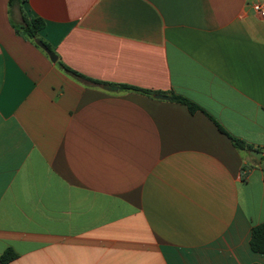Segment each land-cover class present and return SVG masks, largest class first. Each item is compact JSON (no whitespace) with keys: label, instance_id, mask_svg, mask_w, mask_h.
Segmentation results:
<instances>
[{"label":"crops","instance_id":"1","mask_svg":"<svg viewBox=\"0 0 264 264\" xmlns=\"http://www.w3.org/2000/svg\"><path fill=\"white\" fill-rule=\"evenodd\" d=\"M262 1L0 0L8 264H264Z\"/></svg>","mask_w":264,"mask_h":264},{"label":"trees","instance_id":"2","mask_svg":"<svg viewBox=\"0 0 264 264\" xmlns=\"http://www.w3.org/2000/svg\"><path fill=\"white\" fill-rule=\"evenodd\" d=\"M44 24L45 22L42 18H32L30 20L25 19L24 26L22 27L23 31L21 32L19 29H17V32L23 35L26 39H30L34 42L37 36V32L44 27ZM58 63L60 67L64 69L66 72L76 75L78 77H84L78 72L72 70L70 67L66 66L64 63L62 62H58ZM121 87L126 88V89H134V90L141 91L144 93H151L148 90H144L141 88L132 87L128 85H122ZM172 100L185 104L191 113H195L199 109V106L196 103H194L193 101L183 96L173 94ZM214 122L216 123V125L222 132H224L230 137L233 145L237 149L245 150V151L255 149L253 145L248 144L246 141L229 134L216 120H214ZM262 161H264V157ZM250 245L253 251L258 252V253H264V222L253 226L252 233H251V239H250ZM16 257H17V254L15 253V251L11 248H8L0 255V263L8 264L10 261L15 259ZM254 264H259V263H254Z\"/></svg>","mask_w":264,"mask_h":264},{"label":"water","instance_id":"3","mask_svg":"<svg viewBox=\"0 0 264 264\" xmlns=\"http://www.w3.org/2000/svg\"><path fill=\"white\" fill-rule=\"evenodd\" d=\"M37 45L40 46L47 54L49 55L50 59L53 62L57 61V55L51 50L47 44H45L42 40L36 41ZM107 89L115 90L117 89V86H106ZM157 98H163V99H170V96L167 95H156ZM249 154L256 160L261 161L264 157V153L261 150L257 149H251L249 150ZM1 264V263H0Z\"/></svg>","mask_w":264,"mask_h":264},{"label":"built area","instance_id":"4","mask_svg":"<svg viewBox=\"0 0 264 264\" xmlns=\"http://www.w3.org/2000/svg\"><path fill=\"white\" fill-rule=\"evenodd\" d=\"M253 9L261 16L264 20V1L256 2L253 4Z\"/></svg>","mask_w":264,"mask_h":264},{"label":"rangeland","instance_id":"5","mask_svg":"<svg viewBox=\"0 0 264 264\" xmlns=\"http://www.w3.org/2000/svg\"><path fill=\"white\" fill-rule=\"evenodd\" d=\"M248 154V153H247ZM264 164V161L262 162Z\"/></svg>","mask_w":264,"mask_h":264}]
</instances>
